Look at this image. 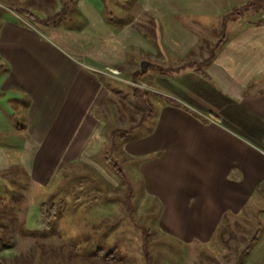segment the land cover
I'll return each mask as SVG.
<instances>
[{"label":"crops","instance_id":"1","mask_svg":"<svg viewBox=\"0 0 264 264\" xmlns=\"http://www.w3.org/2000/svg\"><path fill=\"white\" fill-rule=\"evenodd\" d=\"M248 1L139 0L140 13L160 28V44L182 66L153 73L151 63L138 72L135 66L143 52L157 58L155 44L134 23H104L84 0L81 30L45 24L38 31L6 15L0 94L16 90L29 99L22 150L31 181L44 183L104 153L101 107L115 90L109 76L85 66L114 68L121 81L149 75L152 83L142 84L156 101L152 125L123 140L119 153L157 203L158 231L185 245L232 240V225L239 228L237 219L260 206L257 240L240 264H264V12L227 20L230 32L216 50L186 25L221 20ZM8 167L0 149V172Z\"/></svg>","mask_w":264,"mask_h":264},{"label":"rangeland","instance_id":"2","mask_svg":"<svg viewBox=\"0 0 264 264\" xmlns=\"http://www.w3.org/2000/svg\"><path fill=\"white\" fill-rule=\"evenodd\" d=\"M80 1L0 0V20L6 15L16 18L18 15V21L38 31H42L45 24L57 26L64 32L81 30L85 22L80 13ZM84 1L100 11L104 23L111 26L134 23L137 33L155 44L157 58L143 52L142 60L135 66L137 72L147 63L152 64L151 73L182 67L160 44L158 25H152L147 21L148 17L140 13L139 0ZM196 21L199 23L187 21L186 25L197 31L200 44L208 49L230 32V22L223 18ZM148 80L149 75L131 81H121L119 75L116 78L109 76L106 84L114 88L115 95L110 93L101 107L106 119L104 153L91 156L83 164L70 163L44 183H33L23 163L29 99L16 90L0 94V149L9 166L0 172V210L8 211L0 222L6 224L14 218L13 232L3 235L0 231V264L235 262L239 250L262 225L260 206L249 209V218L240 216L237 219L240 220L239 228L232 225V240L179 243L158 231L155 222L157 203L143 194V186L131 173L130 163L119 153L122 142L119 135L134 137L152 125L153 117L141 113L132 93L134 88L148 92L149 88L142 84L152 83ZM149 97L146 94L155 107L156 101ZM115 129L117 136L110 138L111 130ZM42 202L53 204L55 211L47 228L37 221V207Z\"/></svg>","mask_w":264,"mask_h":264},{"label":"trees","instance_id":"3","mask_svg":"<svg viewBox=\"0 0 264 264\" xmlns=\"http://www.w3.org/2000/svg\"><path fill=\"white\" fill-rule=\"evenodd\" d=\"M248 12H254L256 14H260L261 12H264V0H250V1L244 3L240 6L231 8L223 16V20L227 21V20H232V19H236L239 17H243ZM20 14L22 16L24 15L23 13L19 12V15ZM221 42L222 41L220 39V41H218L214 45L213 50H216L219 47V45L221 44ZM5 70H6L5 65L3 63H0V73H2ZM132 93L134 95V99L137 101V103L140 106V109L142 111L141 113L145 116H148V114L151 115L152 114V106L150 104V101L146 98V94H147V97L149 96L148 92H140L137 90V88H134ZM148 106L150 107L149 110L147 109ZM114 136H117L116 135V129L111 130V134L109 135L110 138L114 137ZM118 137H122L121 141L131 138L128 135L127 136L124 135V137H123V135H119ZM115 167H116V165H115ZM7 212H8L7 210H3V211L0 210V218L5 217ZM54 212L55 211H54L53 204H47L45 202L40 203L37 207L38 224L43 228L49 227L50 223L52 221V218L54 217ZM13 215H14V213H13ZM0 231L2 232L3 235L8 233V232H13L14 231V218H12L11 221L7 222L6 224H3L0 222ZM258 233H259V229H256L254 235L250 239H248L247 242L245 243L244 247L241 250H239V253H237L236 259H235L236 263L234 262L235 264H240V262L246 256V254L250 251L251 247L253 246V244L257 240ZM6 243H8V242H6ZM10 244H12V243H10Z\"/></svg>","mask_w":264,"mask_h":264},{"label":"built area","instance_id":"4","mask_svg":"<svg viewBox=\"0 0 264 264\" xmlns=\"http://www.w3.org/2000/svg\"><path fill=\"white\" fill-rule=\"evenodd\" d=\"M85 67L86 69L91 70L92 72L104 74V75L111 76L114 78L118 76V72L116 69H112V68L97 69V68H92L89 66H85Z\"/></svg>","mask_w":264,"mask_h":264}]
</instances>
